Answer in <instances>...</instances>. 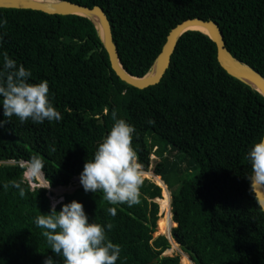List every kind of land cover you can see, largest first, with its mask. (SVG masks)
Here are the masks:
<instances>
[{
  "label": "trees",
  "instance_id": "trees-1",
  "mask_svg": "<svg viewBox=\"0 0 264 264\" xmlns=\"http://www.w3.org/2000/svg\"><path fill=\"white\" fill-rule=\"evenodd\" d=\"M69 1L102 8L119 61L133 76L149 71L173 27L198 17L215 21L228 51L264 77V0ZM0 20V54L23 64L32 80H47L62 116L39 124L13 116L0 126V264H43L47 256L63 264L34 220L52 206L49 188L79 178L113 113L135 127L132 146L141 168L149 170L151 155L157 157L152 172L171 190L170 237L193 263L264 264V212L245 159L264 134V97L228 74L207 34L184 32L161 80L139 89L112 70L86 17L0 8ZM172 152L176 160L170 161ZM33 160L49 188L26 179ZM160 197L149 179L131 207L110 205L102 192L86 193L80 184L55 206L75 199L90 221L111 224L107 236L121 247L116 264H180L178 255L163 254L168 237L154 236Z\"/></svg>",
  "mask_w": 264,
  "mask_h": 264
},
{
  "label": "clouds",
  "instance_id": "clouds-1",
  "mask_svg": "<svg viewBox=\"0 0 264 264\" xmlns=\"http://www.w3.org/2000/svg\"><path fill=\"white\" fill-rule=\"evenodd\" d=\"M3 23L0 20V26ZM31 77V71L23 64L7 53L0 54V107L5 118L0 120V126L13 116L21 124L29 120L34 124L61 120V113L50 98L47 80L37 82ZM112 115L114 123L97 143L92 156L85 160L79 182L86 193L102 192L110 205L131 207L140 202L143 184L142 168L132 146L135 127L116 118L115 113ZM245 159L251 169L247 179L254 192L257 186L264 187V136L252 142ZM31 167L39 170L42 166L33 160ZM260 206L264 208V201ZM108 211L116 214L115 208ZM34 223L43 230L52 253L63 258V264H116L120 256L121 247L107 236L106 230H111L112 225L90 221L78 200L62 203L59 210L53 204ZM43 264H54L53 257L47 256Z\"/></svg>",
  "mask_w": 264,
  "mask_h": 264
},
{
  "label": "water",
  "instance_id": "water-1",
  "mask_svg": "<svg viewBox=\"0 0 264 264\" xmlns=\"http://www.w3.org/2000/svg\"><path fill=\"white\" fill-rule=\"evenodd\" d=\"M0 8L32 9L47 14L59 15L76 14L88 18L94 24L101 38L112 70L122 81L139 89L157 84L169 66L170 57L180 36L188 30H198L193 29L192 27L194 26L202 27L205 31H198L207 34L216 44L217 59L220 65L228 74L249 85L264 97V77L249 65L239 61L228 51L222 32L218 24L213 20L194 17L185 19L177 24L169 31L161 51L155 58L149 71L145 75L137 77L126 72L121 65L116 45L113 42L111 25L100 6L94 5L88 7L69 0H0ZM254 193L260 205V202L264 201V187L257 186L254 189ZM261 209L264 212V208L261 207ZM163 254L166 255L165 252Z\"/></svg>",
  "mask_w": 264,
  "mask_h": 264
},
{
  "label": "rangeland",
  "instance_id": "rangeland-1",
  "mask_svg": "<svg viewBox=\"0 0 264 264\" xmlns=\"http://www.w3.org/2000/svg\"><path fill=\"white\" fill-rule=\"evenodd\" d=\"M175 154H176V152H172L171 154L168 155V158H169L170 161L176 160V155ZM156 160H157V157L155 155H151V165L149 167V170H143L142 169L143 179H149V180L153 181L155 184H157L161 188V197H162L163 190H166L167 191V194L169 196V199H170L171 190L167 188V186L161 180L160 176H156L152 172V169H153V166H154V163H155ZM185 166H187L186 160H184V161L181 162V168H183ZM25 177H26V179L30 180L31 181V184L34 185V186L35 185L36 186H45V187L48 186L47 183H46V181L43 178V174L40 171V169L39 170L33 169V168H31V165H28L27 164V169H26V172H25ZM32 178L35 179V182L32 181ZM78 185H80L79 178L75 177V178H73L72 183L70 185H68V186H65V187H57V188H49L48 187L49 188V191L51 193L50 194V198L53 201H55V200H61L62 199V195L64 193H68V192L73 191ZM160 198H155V201L159 205V212H158L159 218L162 215L164 216V213H165L164 211H161V207H160V203H159V199ZM169 202H170V200H169ZM169 211H170V205H169ZM171 228H170V230H171ZM157 235H166L167 237H170L169 232H167V231L160 232L158 230V220H157L156 229H155V232H154V236H157ZM170 238H169L170 248L165 251V254L166 255H178L179 258H180V264H182V259L186 256V257H188V259H190L191 264H194L193 261H192V259H191V257L185 251L182 250V248L179 246V244L175 243V241L173 239L171 240Z\"/></svg>",
  "mask_w": 264,
  "mask_h": 264
},
{
  "label": "bare ground",
  "instance_id": "bare-ground-1",
  "mask_svg": "<svg viewBox=\"0 0 264 264\" xmlns=\"http://www.w3.org/2000/svg\"><path fill=\"white\" fill-rule=\"evenodd\" d=\"M193 29H198V30H202L205 31L202 27L199 26H194L192 27ZM32 168V167H31ZM31 170V169H30ZM30 172V171H29ZM158 179V178H157ZM169 196L167 194L166 190H163L162 192V197L159 199V203H160V207H161V211H164V216L162 215L159 219H158V230L160 232L163 231H170V228L175 224L172 220H171V213L169 211ZM170 238V237H169ZM171 239V238H170ZM172 240V239H171ZM176 243V242H175ZM182 264H191L190 259H188V257H184L182 259Z\"/></svg>",
  "mask_w": 264,
  "mask_h": 264
},
{
  "label": "built area",
  "instance_id": "built-area-1",
  "mask_svg": "<svg viewBox=\"0 0 264 264\" xmlns=\"http://www.w3.org/2000/svg\"><path fill=\"white\" fill-rule=\"evenodd\" d=\"M51 201H52V205L53 204H56L58 201H60V200H55V201H53L52 199H51Z\"/></svg>",
  "mask_w": 264,
  "mask_h": 264
}]
</instances>
